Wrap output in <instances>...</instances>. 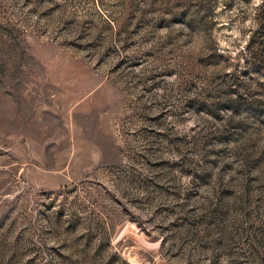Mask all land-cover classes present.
I'll return each instance as SVG.
<instances>
[{
    "label": "rangeland",
    "instance_id": "1",
    "mask_svg": "<svg viewBox=\"0 0 264 264\" xmlns=\"http://www.w3.org/2000/svg\"><path fill=\"white\" fill-rule=\"evenodd\" d=\"M0 264H264V0H0Z\"/></svg>",
    "mask_w": 264,
    "mask_h": 264
}]
</instances>
